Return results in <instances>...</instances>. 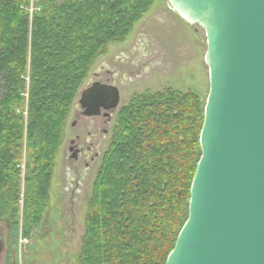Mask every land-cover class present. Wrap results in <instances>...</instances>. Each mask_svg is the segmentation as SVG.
<instances>
[{"label": "trees", "instance_id": "1", "mask_svg": "<svg viewBox=\"0 0 264 264\" xmlns=\"http://www.w3.org/2000/svg\"><path fill=\"white\" fill-rule=\"evenodd\" d=\"M157 0H0V211L38 225L72 107L96 60ZM206 102L172 87L119 113L80 264H165L188 218ZM24 187V188H23Z\"/></svg>", "mask_w": 264, "mask_h": 264}, {"label": "water", "instance_id": "2", "mask_svg": "<svg viewBox=\"0 0 264 264\" xmlns=\"http://www.w3.org/2000/svg\"><path fill=\"white\" fill-rule=\"evenodd\" d=\"M204 30L209 92L188 218L165 264H264V0H168ZM120 103L114 85L84 87L88 117ZM4 242L0 237V264Z\"/></svg>", "mask_w": 264, "mask_h": 264}, {"label": "rangeland", "instance_id": "3", "mask_svg": "<svg viewBox=\"0 0 264 264\" xmlns=\"http://www.w3.org/2000/svg\"><path fill=\"white\" fill-rule=\"evenodd\" d=\"M168 4V0H157L125 42L108 47L107 53L96 60L77 97L93 71L106 63L112 70L119 71V113L135 94L156 93L168 87L183 93L194 92L206 102L209 71L205 64V32L186 23ZM74 110L73 105L50 183L49 200L39 224L27 230L24 193L16 214L10 208L5 215L0 211V237L4 242L2 264H80L88 204L118 119L111 125L98 162L87 171L84 160L75 164L68 160L70 137L77 134L85 137L88 132L84 124L71 128Z\"/></svg>", "mask_w": 264, "mask_h": 264}, {"label": "flooded vegetation", "instance_id": "4", "mask_svg": "<svg viewBox=\"0 0 264 264\" xmlns=\"http://www.w3.org/2000/svg\"><path fill=\"white\" fill-rule=\"evenodd\" d=\"M118 77V70H112L106 63H102L93 71L92 77L85 87H89L95 82H100L104 85H114L119 90L121 102V89L117 84ZM119 105L115 108V111L101 108L100 114L92 117L85 116L80 107L74 108V120L71 123V128L76 129L84 124L85 130L88 132L85 137L80 134L70 137L68 142V160L71 163L75 164L84 160L86 162L85 168L88 171L98 162L102 146L110 133L111 125L119 117Z\"/></svg>", "mask_w": 264, "mask_h": 264}]
</instances>
